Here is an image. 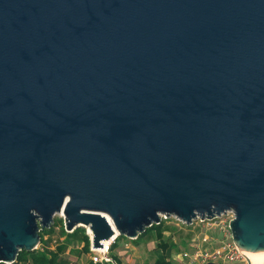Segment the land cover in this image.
<instances>
[{"label": "water", "instance_id": "1", "mask_svg": "<svg viewBox=\"0 0 264 264\" xmlns=\"http://www.w3.org/2000/svg\"><path fill=\"white\" fill-rule=\"evenodd\" d=\"M227 209L264 250V0H0V261Z\"/></svg>", "mask_w": 264, "mask_h": 264}, {"label": "rangeland", "instance_id": "2", "mask_svg": "<svg viewBox=\"0 0 264 264\" xmlns=\"http://www.w3.org/2000/svg\"><path fill=\"white\" fill-rule=\"evenodd\" d=\"M57 222L54 233L49 236L50 247L55 248V245L59 241H63L64 237L60 233V225L64 224V214L62 211H56L53 216V222ZM165 225L169 228L165 231L161 239V245L159 240L154 236H147L138 240L129 239L128 237H122L117 240L115 247L109 252V257L112 259L113 255L119 259L121 264H155L157 260L170 261L174 258L176 252L185 250L188 248V238L194 233L199 232V229L193 227V225L182 224L172 216L167 219L164 218ZM65 225V224H64ZM86 232L88 227L84 226ZM203 234L215 235L217 239H221L222 233L218 232V228L214 227L212 230L205 228L202 231ZM48 237V234L45 235ZM135 241H138L137 243ZM42 245L40 242L37 247ZM82 243L78 241L70 242L64 251H61L58 258V264H91V247L89 251H81Z\"/></svg>", "mask_w": 264, "mask_h": 264}, {"label": "built area", "instance_id": "3", "mask_svg": "<svg viewBox=\"0 0 264 264\" xmlns=\"http://www.w3.org/2000/svg\"><path fill=\"white\" fill-rule=\"evenodd\" d=\"M172 216L176 221L193 225L199 229V232L194 233L189 240L188 248L176 252L172 259L174 264H256L253 263L246 250H241L232 240L230 221L235 217L233 209H227L220 214H215L212 218L197 216L192 219L190 223L182 221L175 214H160V221L164 218ZM64 227L66 223L64 220ZM214 227L218 228V232L222 233V238L217 239L216 234H203L202 231L207 228L212 230ZM89 239L91 234L87 231ZM116 238V237H115ZM113 238L109 242H102L103 248L91 247V260L94 264H115V259L109 257V252L114 242ZM264 264V261L258 262Z\"/></svg>", "mask_w": 264, "mask_h": 264}, {"label": "trees", "instance_id": "4", "mask_svg": "<svg viewBox=\"0 0 264 264\" xmlns=\"http://www.w3.org/2000/svg\"><path fill=\"white\" fill-rule=\"evenodd\" d=\"M57 222L51 223L49 227H43L40 229V242L42 245L35 249H21L18 251L17 259L13 261L12 263H6L3 261H0V264H58L57 258L61 251H64L70 242L78 241L79 243H82L81 251H89L90 245H91V239H89V235L86 232V229L83 226H77L71 231H67L64 227V224L61 223L60 225V233L63 235L64 240L59 241L55 248L50 247V239L49 236L54 233L56 228ZM169 228L167 225H165L164 221H160L159 223H155L150 227L145 228V231L142 232L136 239L133 240H140L141 238L147 237V236H154L159 242L161 243V239L163 237V234L165 231H168ZM48 234V237L46 238L45 235ZM192 236V235H191ZM190 236V237H191ZM124 236L118 235L114 242L112 243V247H115L117 240L122 238ZM189 237V238H190ZM138 241H135L136 243ZM164 247L165 244L161 243ZM113 259H115V264H121L119 259L115 255H113ZM91 264H94L91 262ZM99 264V263H98ZM155 264H172L166 260H157Z\"/></svg>", "mask_w": 264, "mask_h": 264}, {"label": "bare ground", "instance_id": "5", "mask_svg": "<svg viewBox=\"0 0 264 264\" xmlns=\"http://www.w3.org/2000/svg\"><path fill=\"white\" fill-rule=\"evenodd\" d=\"M108 221L110 222V224H112V220L109 217H108ZM87 227H88V232L91 234V230H90V228H89L88 225H87ZM115 234L116 235H114L111 239L103 240V242H109V241H111L113 238H115L117 236V231H115ZM247 254L251 258V260H252L253 263L258 264V262L264 261V250H259L257 252L247 251Z\"/></svg>", "mask_w": 264, "mask_h": 264}, {"label": "crops", "instance_id": "6", "mask_svg": "<svg viewBox=\"0 0 264 264\" xmlns=\"http://www.w3.org/2000/svg\"><path fill=\"white\" fill-rule=\"evenodd\" d=\"M166 261H168V262H170V263L174 264L172 260L170 261V259H167Z\"/></svg>", "mask_w": 264, "mask_h": 264}]
</instances>
